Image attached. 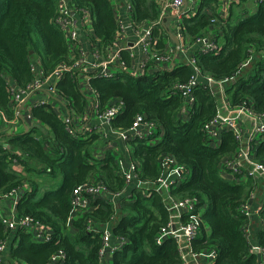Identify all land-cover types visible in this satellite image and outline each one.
Returning <instances> with one entry per match:
<instances>
[{
	"label": "trees",
	"instance_id": "1",
	"mask_svg": "<svg viewBox=\"0 0 264 264\" xmlns=\"http://www.w3.org/2000/svg\"><path fill=\"white\" fill-rule=\"evenodd\" d=\"M69 1L78 14L90 12L92 36L101 44L114 39L118 25L109 0ZM128 1L134 24L148 25L159 19L155 0ZM204 7L208 11H202ZM211 9L205 1L192 18L182 20L187 49L202 77L233 79L225 86L232 107L247 105L257 116H264V0L256 13L238 19L233 16L219 24L215 42L221 47L216 54L200 52L195 43L213 26ZM56 14V0H0V112L9 121L15 117V108L7 82L26 87L33 78L30 67L34 58L40 60L45 75L69 61L66 39L53 22ZM153 30L155 36L161 33V44V27L154 25ZM253 54L252 71L247 76L240 75L242 64ZM144 70L138 76L124 71L111 79L92 77L88 83L98 114L117 103L124 105V112L110 122L117 135L129 130L137 114L155 124L149 138L127 139L128 159L136 167L138 181L155 184L162 175V160L173 158L187 176L170 195L174 200L194 202L195 211L182 219L184 223L194 218L198 221L202 232L194 245L212 249L214 264H260L249 252L244 232L249 219L239 211L252 183L238 184L221 176L222 162L237 155L239 141L228 130L216 140L204 131V126L217 116V98L201 82L193 90V105L182 113L185 101L173 88L189 80L192 70L188 65L178 63L166 69L150 61ZM55 96L57 103L67 105L73 117L89 118L90 93L81 91L75 76L64 74L56 84ZM93 116L96 114H91V120ZM31 118L37 126L9 135L8 148L0 144V197L28 184L30 190L24 191L18 201L17 214L41 225L50 240L35 246L31 234L24 228L7 230L0 216V243L11 242L10 259L23 264H46L61 250L65 254L63 264H103L99 255L102 239L89 232L88 225L100 229L109 224L113 237L125 241L123 248L114 253L112 264L181 263L176 241L163 235L169 213L157 192L133 188L131 197H122L115 205L100 196L91 199L86 210L75 214L71 196L77 187L100 182L109 194L120 193L130 185L124 178L127 167L118 173L119 152L107 151L103 159L99 158L96 146L101 135L94 129L70 135L54 108H34ZM38 125L46 127L49 136ZM253 158L264 165V139L255 148ZM14 162L21 165L22 173L12 169ZM259 216L264 220V205ZM256 244L264 250V231L256 234Z\"/></svg>",
	"mask_w": 264,
	"mask_h": 264
},
{
	"label": "built area",
	"instance_id": "2",
	"mask_svg": "<svg viewBox=\"0 0 264 264\" xmlns=\"http://www.w3.org/2000/svg\"><path fill=\"white\" fill-rule=\"evenodd\" d=\"M262 1V0H258ZM57 3V14L54 18V25L60 30L64 35L67 46H68V62H63L58 65L54 71L50 74L45 75L40 68V63L31 61V73L33 78L31 82L24 88L15 86L12 81L7 82V86L10 90L12 101L15 108V117L12 120H7L5 115L0 112V121L13 124L19 121L17 115V109L24 103L25 99L31 95L28 102L23 106L24 112L28 114V117L32 116V109L39 107H51V100H55V88L57 82L61 79L64 74H71L76 77L80 73L86 72L88 79L92 77L111 79L115 77L114 72L108 71L110 66L116 67L117 73L124 72L125 65L122 57V48L114 44L115 39L109 43L101 44L100 40L94 38L93 36L87 37V44L89 47V58L83 52L80 47V37H79V27L77 22L73 18L71 13V7L69 6L67 0H56ZM128 4V21L124 20L121 16L118 17V31H117V41L120 44H124L122 41L127 38V35L132 33L135 36V40H131L132 48L139 47L143 50L145 55L151 54L152 61H165L167 59L166 55L158 54L153 52L155 40L153 39L152 29L149 25L134 24L132 22V6L127 0ZM194 4L192 6L188 5V0H166L163 4L161 10V15H165L166 12L172 11L174 16L181 18H186V13L192 12ZM80 18V28L85 31L88 36L93 32L90 24H92L93 18L89 11L83 10L78 14ZM185 16V17H182ZM161 17L159 18V22ZM196 44H198L199 51L202 53H218V46L216 42L210 38H198L196 39ZM73 46V47H72ZM179 52L181 54L188 55L187 46L180 47ZM130 57L134 56V53L129 54ZM188 67L192 70L191 76L187 83H179L174 85V92L179 93L184 99L185 104L192 106L194 103V88L202 82V78L205 79L204 84L208 86L212 93L213 90L211 85L214 84L213 79L209 77H201L200 68L195 62L194 56H188ZM149 59H141L137 62V68L134 71V76L142 75L145 72V67L149 63ZM143 70V72H141ZM127 72V71H126ZM92 73V75H91ZM129 73V71H128ZM91 75V76H90ZM231 79H224L221 82H229ZM94 94V93H93ZM95 97V96H94ZM91 104V113L96 114L98 119V125L109 126L110 122L116 117L124 112V105L120 102L111 107H109L105 112L98 114V104L95 98H93ZM57 103V102H56ZM56 113L60 121L66 125V130L70 135H76L77 133L86 134L91 132L93 127L88 123V117L84 116L82 118L73 117L67 111V105L57 104ZM217 116L209 124L204 126V131L210 139L216 140L218 137L217 132L210 129V126L217 122ZM260 123L257 127V132L264 134V116H258ZM223 125L227 127V130L233 132L237 137L238 131L235 124L229 120L223 121ZM155 124L147 121V119L140 114L134 116L131 127L128 131L118 134V137L124 140H131L134 138H148L149 134ZM152 134V133H151ZM150 134V135H151ZM225 168H230L232 175L244 174L247 178L254 180L255 178L261 176L264 178V165L252 160L249 156L247 150L240 148L235 157L231 159H225ZM162 175L157 180L155 184L148 182L138 181V173L136 171L135 165L129 160L127 164L126 172L124 173L125 182L130 184L134 182L136 187L145 191H154L161 195L163 204L169 213V222L163 228L162 232L169 239L176 241L181 256V263L183 264V256L189 254L193 258V261L198 260V258L193 253L194 251L190 249L188 242L191 243L200 232V226L198 221L194 218L191 221L184 223L182 220L184 216L191 215L194 211V202L190 199L174 200L170 195V191L176 188L182 180L187 176L186 172L179 166L171 157H165L162 162ZM245 167V173H242L241 168ZM15 191L9 192L7 195L14 193ZM107 191L104 184L100 182L87 183L80 187H77L71 196V205L74 208L75 213H80L87 209L88 204L91 199H94L101 195H107ZM111 195V194H109ZM117 195V194H116ZM241 214L250 219L251 213L249 211V206L245 203L241 206ZM2 222L7 230L14 231L19 228H28L30 226H40L37 222H34L30 217L18 215L14 216H4ZM88 231L94 234H99L102 239V247L99 252L100 257L105 255V248L111 247L113 253L120 251L125 245V241L120 237L111 236V230L109 224L101 227L100 229L90 228L92 224L88 225ZM110 230V231H109ZM46 240H50V236H47ZM114 240V241H113ZM7 246V242L0 243V255L4 252ZM251 253L264 252L262 248L258 245H252L249 250ZM185 253V254H183ZM65 260V254L63 251L59 250L54 253L46 264H63ZM1 263V258H0Z\"/></svg>",
	"mask_w": 264,
	"mask_h": 264
},
{
	"label": "crops",
	"instance_id": "3",
	"mask_svg": "<svg viewBox=\"0 0 264 264\" xmlns=\"http://www.w3.org/2000/svg\"><path fill=\"white\" fill-rule=\"evenodd\" d=\"M110 4L112 6V10L114 13L115 22H118V17L121 16L124 20L128 21V4L127 0H109ZM166 0H155V5L157 6V10L159 11V17H161V20L159 22V19H157L155 22H151V24H148L153 33V39L155 40L154 49L153 52L158 54L166 55L167 59L165 61H153L157 65L166 68V69H172L175 65L178 63H185L188 65V56H190L189 50L188 55L181 54L179 52V48L184 46L186 47L188 44V37L184 33V28L182 26V20L185 18L176 17L174 16V13L172 11L166 12L165 15H161V10L163 8V4ZM198 1V3H197ZM207 1L209 3V7L212 8L210 10L211 19L213 22V26H211L207 31L204 38H210L214 41H216V36L218 32H220L219 24H222L224 22H227L229 18L236 17L243 18L247 17L251 14L256 13L258 5L262 1L258 0H188V5L192 6L194 4V8L192 12L186 13V17L192 18L198 10H200L201 5ZM69 6L71 7V13L73 15V18L77 22V25L79 27V37H80V47L83 50V52L87 55L89 58V47L87 42V37L92 36V33L88 36V34L83 31L82 28H80V18L78 16V13L75 11L74 4H72L69 0H67ZM203 6H206L203 5ZM202 11H208V7H204L201 9ZM182 16V17H185ZM192 16V17H191ZM216 24V25H215ZM154 25H157V27H161L162 29V42L159 44L158 41H160L161 33L158 36H155L154 34ZM92 28V24H91ZM221 35V34H220ZM115 41L114 44L120 48H122V53L125 54L127 57L126 59L123 57L125 69L127 72L134 74L135 69L137 68V62L141 59H149V61H152L154 59H151L150 55H145L143 50H141L139 47L132 48V44L130 43L131 40H135V36L132 35V33L127 35V38L123 40L122 42L124 44H120L119 41H117V36L114 37ZM222 39H218V43L221 42ZM219 46V45H218ZM73 47V46H72ZM221 47V46H219ZM134 53V56L130 57L129 54ZM255 54L250 56L241 67V74L243 76L249 75L250 71H252V64L254 63ZM32 61H35L36 63H40L39 59L34 58ZM147 69L146 71H148ZM108 71L114 72L115 76L117 69L116 67L110 66L108 68ZM143 72V70L141 71ZM121 73V72H120ZM92 75V73H91ZM90 75V76H91ZM134 76V75H133ZM202 77V76H201ZM88 75L86 72L80 73L79 75H76L75 81L78 83V86L81 88V91L83 93H90V99H89V110H91V104L94 97L93 92L89 89V80ZM233 80V79H232ZM231 80V81H232ZM205 79L202 78V82H204ZM214 84L211 85V88L213 90V94L217 98V104H218V110H217V122L210 126V129L214 130L218 134L222 131L227 130V127L223 125V121L229 120L235 124L237 127V137L239 141L240 148H243L248 151L249 156L252 160L253 158V152L255 151V148L259 145L261 142V139H264V135L257 132V127L259 123L261 122L258 116L253 112L252 108L248 107L247 105H239L232 107L230 104V99L228 94L225 91V86L227 84L225 82H221L224 80L216 81L213 80ZM228 83V82H227ZM57 96H55V100ZM51 104L53 108L57 109V104L53 99L51 100ZM190 106L186 105L184 103L182 108V113H185ZM91 111L89 113L88 123L93 127L94 132L96 134L101 135V139L98 142V145L96 146L99 158L103 159L105 156V153L111 152V154H115L116 152H119L120 158L118 159V173H122V169L128 164V157L130 155V146L128 144L129 140H124L116 134L113 130H111L110 125H98V119L93 116L91 120ZM88 117V115H87ZM19 121L17 123L9 124L0 121V144L4 148H8V142L7 138L9 135H17L25 133L28 129L33 128L34 126H37V121L29 118L28 114L24 111L21 112V118H19ZM41 128V131L43 134L49 136V133L47 132V128L43 125H38ZM156 126L152 129V131H155ZM229 131V130H228ZM151 134V133H150ZM149 134V135H150ZM153 134V133H152ZM151 134V135H152ZM149 138V137H148ZM217 138V139H218ZM12 169L16 172L22 173L23 169L21 165L17 164V162H14L12 165ZM242 173H245V167L243 166L241 168ZM221 176L223 179L232 181L238 184H247L248 182L252 183L251 190L249 193V196L246 200V204L249 206V211L251 213L249 224L244 230L245 235L248 240L249 244V250L252 245L256 244V234L259 231H264V220L260 218L259 212L262 209L264 205V178L259 176L255 178L254 180L247 178L244 174H237L232 175L230 168H225V162L223 161L221 164ZM41 184V183H40ZM129 185V184H127ZM128 189L117 193L116 194H107V195H101V197L107 199L112 205H115L118 203V200L122 197H131V190L133 188H136V184L134 182H131ZM30 190V186L25 183V185L22 187L21 190H15L14 193L10 195H4L0 197V216H11V215H18L17 214V204L18 201L21 199L22 194L24 191ZM100 197V196H98ZM97 198V197H96ZM197 211H201V208H197ZM76 214V213H75ZM199 214V213H198ZM110 227V225H109ZM26 232L31 234L33 237V244L35 246H42L44 243H47L49 241L46 240L47 236H50L43 227L40 226H30L28 228H25ZM71 230L75 231L74 227L71 225ZM111 230V228H110ZM109 230V231H110ZM15 231V230H14ZM111 232V231H110ZM201 228L199 235L191 242H188V245L190 249H192L195 254V256L198 258L197 262L193 261V258L187 254L186 256H183L184 259L183 264H214V258L215 253L212 249L198 247L197 245H194L197 239L201 238ZM112 234V233H111ZM164 235V234H163ZM113 236V235H111ZM167 239V238H166ZM200 240V239H199ZM114 241V240H113ZM11 242L7 241V246L4 250V252L0 255L1 263L0 264H23L21 262L17 263L14 260L10 259L9 257V250H10ZM195 247V248H194ZM106 252L103 257H101V261L103 264H112L113 263V257L114 253L111 251V247L105 248ZM250 252V251H249ZM116 253V252H115ZM185 254V253H183ZM253 255L256 257L257 261L260 264H264V252H256L253 253Z\"/></svg>",
	"mask_w": 264,
	"mask_h": 264
},
{
	"label": "water",
	"instance_id": "4",
	"mask_svg": "<svg viewBox=\"0 0 264 264\" xmlns=\"http://www.w3.org/2000/svg\"><path fill=\"white\" fill-rule=\"evenodd\" d=\"M30 97H31V95L28 96V97L25 99L24 103H23V104L17 109V115H18L19 118H21V112H22V110H23V106H24V104H25L26 102L29 101Z\"/></svg>",
	"mask_w": 264,
	"mask_h": 264
},
{
	"label": "rangeland",
	"instance_id": "5",
	"mask_svg": "<svg viewBox=\"0 0 264 264\" xmlns=\"http://www.w3.org/2000/svg\"><path fill=\"white\" fill-rule=\"evenodd\" d=\"M197 3H198V1H197ZM192 17V16H191ZM186 18H189V17H186ZM90 27H91V24H90ZM155 131H152L151 133H154Z\"/></svg>",
	"mask_w": 264,
	"mask_h": 264
}]
</instances>
